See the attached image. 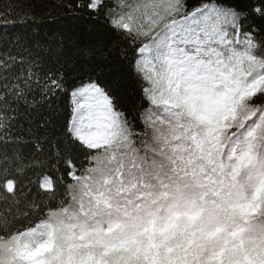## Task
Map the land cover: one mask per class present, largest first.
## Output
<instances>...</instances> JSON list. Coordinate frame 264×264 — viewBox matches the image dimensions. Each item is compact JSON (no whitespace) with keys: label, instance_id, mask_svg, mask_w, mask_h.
<instances>
[{"label":"snow or ice","instance_id":"obj_1","mask_svg":"<svg viewBox=\"0 0 264 264\" xmlns=\"http://www.w3.org/2000/svg\"><path fill=\"white\" fill-rule=\"evenodd\" d=\"M36 7L0 0V264H264V0L52 5L115 57Z\"/></svg>","mask_w":264,"mask_h":264},{"label":"trees","instance_id":"obj_2","mask_svg":"<svg viewBox=\"0 0 264 264\" xmlns=\"http://www.w3.org/2000/svg\"><path fill=\"white\" fill-rule=\"evenodd\" d=\"M56 2L57 0H33V3L37 6V12L42 15L46 14L47 11L60 13L58 16V21H54L49 18L45 21H42L43 23H46L54 28H62L66 32L70 31L84 38L102 40L104 44L111 49L112 56H116L119 44L117 38L111 32L107 31L103 25L89 21L86 18H77L72 16L70 13L68 15H64L62 10L52 8V5ZM105 74L110 75L111 73Z\"/></svg>","mask_w":264,"mask_h":264}]
</instances>
